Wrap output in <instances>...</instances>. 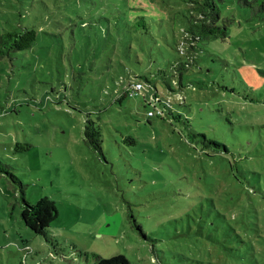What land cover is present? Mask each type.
I'll use <instances>...</instances> for the list:
<instances>
[{
    "label": "rangeland",
    "instance_id": "obj_1",
    "mask_svg": "<svg viewBox=\"0 0 264 264\" xmlns=\"http://www.w3.org/2000/svg\"><path fill=\"white\" fill-rule=\"evenodd\" d=\"M190 1L0 0V36L37 32L0 58V159L55 210L33 232L0 173V264H93L73 243L132 264H264V0H218L227 39L201 43L190 87L159 82L181 120L148 117L144 89L115 101L121 75L172 73Z\"/></svg>",
    "mask_w": 264,
    "mask_h": 264
},
{
    "label": "trees",
    "instance_id": "obj_2",
    "mask_svg": "<svg viewBox=\"0 0 264 264\" xmlns=\"http://www.w3.org/2000/svg\"><path fill=\"white\" fill-rule=\"evenodd\" d=\"M217 2L218 0H191L188 2L190 6L187 9V24L186 27L181 29V37L174 46V51L178 55V59L172 64V73L167 75L163 69H159L156 74L150 71L142 75H137L132 72H129L125 76L121 75L114 81V90L117 95L115 101L122 103L123 100L128 97L139 96L142 91H136L134 86L137 83H141L143 89L154 94V99L158 102L157 105H154V102L152 103L151 106H153V108H149L148 117H160L165 120H167V118L170 120H181L182 116L177 115L173 111V107L171 108L172 104L167 102L166 99L160 97L162 95V90L159 88L158 84L159 82H161V84L163 83L162 85L164 88L174 91L175 93L181 92L190 87L189 84L184 82V78L186 75L191 74L190 72L196 64L199 52H203L201 43L212 39H227L228 33L226 27H222L219 24L221 16L220 7ZM84 23L85 24H82V27L87 25L86 22ZM139 24L145 28L148 26V22L144 17L139 18ZM36 41L37 32L31 28H23L18 32L4 33L0 36V58L6 56L11 58L13 52L32 49L36 44ZM123 67L124 69L127 68L125 65H123ZM185 85L189 86L186 87ZM193 90H195V87H193ZM110 93V90H106V94L110 95ZM185 121L189 122L188 119H185ZM85 132L89 143L93 145L94 149L100 150V145H98V143L101 142L102 133L99 128L95 127L94 122H87ZM127 140L135 141V139L132 138H128L125 141ZM217 147H221V145H217ZM16 148L19 150H26L29 149V145L17 143ZM0 173L10 176L12 182L19 186L20 197L24 204L21 216L25 225L33 232L47 236V233L50 232L49 226L54 218L55 210L53 205L47 202H41L34 205L29 203L25 199V193L23 190L24 185L9 171L8 165L3 163L1 159ZM51 239H54V237L51 236ZM72 247L74 248V251L78 253L79 257H83L87 262L91 260L93 264H132L131 261L122 254L111 258H104L98 253L79 249L74 243L72 244Z\"/></svg>",
    "mask_w": 264,
    "mask_h": 264
},
{
    "label": "built area",
    "instance_id": "obj_3",
    "mask_svg": "<svg viewBox=\"0 0 264 264\" xmlns=\"http://www.w3.org/2000/svg\"><path fill=\"white\" fill-rule=\"evenodd\" d=\"M135 90L136 91H143V85L141 83H137L135 86H134Z\"/></svg>",
    "mask_w": 264,
    "mask_h": 264
},
{
    "label": "bare ground",
    "instance_id": "obj_4",
    "mask_svg": "<svg viewBox=\"0 0 264 264\" xmlns=\"http://www.w3.org/2000/svg\"><path fill=\"white\" fill-rule=\"evenodd\" d=\"M152 108H153V106H152ZM158 108V107H157ZM153 110V109H152ZM158 111V110H157ZM157 111H156V113H157Z\"/></svg>",
    "mask_w": 264,
    "mask_h": 264
}]
</instances>
